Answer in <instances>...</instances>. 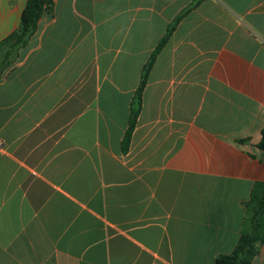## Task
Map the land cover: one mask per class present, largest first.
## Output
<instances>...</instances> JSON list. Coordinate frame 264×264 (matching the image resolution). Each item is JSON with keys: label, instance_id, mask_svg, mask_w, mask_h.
Returning a JSON list of instances; mask_svg holds the SVG:
<instances>
[{"label": "crops", "instance_id": "0c3cea01", "mask_svg": "<svg viewBox=\"0 0 264 264\" xmlns=\"http://www.w3.org/2000/svg\"><path fill=\"white\" fill-rule=\"evenodd\" d=\"M53 1L0 82V264H215L264 182V0L180 22L126 155L142 68L195 0ZM27 3L0 0V46Z\"/></svg>", "mask_w": 264, "mask_h": 264}, {"label": "trees", "instance_id": "16d2710c", "mask_svg": "<svg viewBox=\"0 0 264 264\" xmlns=\"http://www.w3.org/2000/svg\"><path fill=\"white\" fill-rule=\"evenodd\" d=\"M204 0H195L188 8L184 9L168 26L166 34L161 39L155 50L151 53L148 62L141 72L139 86L133 97L130 107V119L128 128L122 139V153L129 152L132 138L136 130L139 117L143 109V95L147 88L152 69L180 22ZM54 10L53 0H28L22 15L21 25L18 31L5 40L0 47L7 49L4 58L0 59V82L6 70L15 61L16 52L25 47L35 32L40 19ZM264 151V128L262 139L259 144ZM264 244V182H257L251 192V197L245 205V218L241 229V235L237 245L230 254L221 255L215 264H254V260L260 254L261 246Z\"/></svg>", "mask_w": 264, "mask_h": 264}]
</instances>
